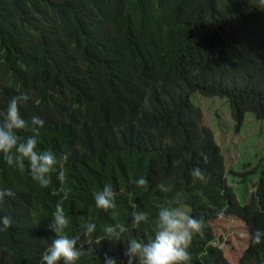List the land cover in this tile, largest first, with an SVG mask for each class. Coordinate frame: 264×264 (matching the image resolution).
Returning <instances> with one entry per match:
<instances>
[{"label": "trees", "instance_id": "1", "mask_svg": "<svg viewBox=\"0 0 264 264\" xmlns=\"http://www.w3.org/2000/svg\"><path fill=\"white\" fill-rule=\"evenodd\" d=\"M21 92L30 96L20 105L29 127L17 135H33L31 119L40 117L37 151L65 157L66 179H57V166L42 188L27 161L21 171L0 154V189L14 193L0 202V216L12 220L0 231V264H41L55 236L49 225L57 202L70 221L65 234L79 236L76 264H104L105 252L126 264L128 242L152 239L157 205L173 199L203 220L190 264H264V239H251L264 231V168L252 190L258 165L226 168L191 98L225 97L236 128L246 111L264 119L258 0H0V119ZM197 167L202 181L191 175ZM140 177L147 190L134 183ZM105 184L116 193L107 211L93 196ZM133 211L148 213V221L133 225ZM229 213L248 233L235 260L214 241L212 220ZM89 218L96 230L84 235ZM117 224L127 229L121 239L106 238L104 227Z\"/></svg>", "mask_w": 264, "mask_h": 264}, {"label": "clouds", "instance_id": "2", "mask_svg": "<svg viewBox=\"0 0 264 264\" xmlns=\"http://www.w3.org/2000/svg\"><path fill=\"white\" fill-rule=\"evenodd\" d=\"M258 6L264 8V0H258ZM29 99L28 93L21 92L9 101L6 112L0 119V154L7 165L18 167L21 171L25 169V161H27L32 179L42 188L49 186L50 173L57 172V166H59L57 179L64 183L66 176L63 162L66 158L61 156L58 159L50 150L37 151L39 127H43L44 121L38 116H33L31 119L33 135L24 140L17 135L18 130L29 127L28 122L20 114V105L26 104ZM36 103L38 104L39 101ZM191 175L194 179L204 180V175L198 167L192 169ZM134 183L147 190L148 181L145 178L140 177ZM157 188L162 192L169 191L162 183L158 184ZM13 195L11 189H0V202L5 196ZM115 195L112 185L105 184L102 190L93 193L96 207L104 211L114 208ZM157 208L153 238L147 242L130 240L124 251V256L127 258L126 264H190L189 249L193 237L203 231V220L190 215L179 206L175 199L166 204H158ZM131 216L133 225L137 226L147 222L149 218L148 213L144 211H133ZM69 223L63 203L57 202L49 225L55 236L42 254L41 264H60L61 261L63 264H76L82 255V250L77 247L79 236L70 237L65 234ZM11 225V217L0 216V231L7 230ZM81 227L84 235H91L96 230V224L91 222L90 218L84 221ZM126 231L123 224L104 227L106 238L114 241H119ZM251 239L253 244H260L264 239V231L256 229ZM103 259L104 264H118L117 258L110 256L107 252Z\"/></svg>", "mask_w": 264, "mask_h": 264}, {"label": "rangeland", "instance_id": "3", "mask_svg": "<svg viewBox=\"0 0 264 264\" xmlns=\"http://www.w3.org/2000/svg\"><path fill=\"white\" fill-rule=\"evenodd\" d=\"M191 98L202 109V121L213 129L226 168L236 169L240 166L241 169L247 163L244 169H250L258 165L257 172L250 176L251 186H248L250 190L254 189L253 180L258 179L260 168H264V119L255 117L252 111H246L243 122L236 128L225 97L193 92ZM229 179L234 183L231 176ZM237 191L239 199L244 202L239 187ZM212 223L214 241L222 247L226 257L237 259L248 239L245 222L235 214H227L216 217Z\"/></svg>", "mask_w": 264, "mask_h": 264}]
</instances>
